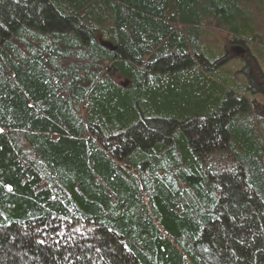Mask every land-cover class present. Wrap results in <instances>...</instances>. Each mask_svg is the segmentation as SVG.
Wrapping results in <instances>:
<instances>
[{"label":"trees","instance_id":"1","mask_svg":"<svg viewBox=\"0 0 264 264\" xmlns=\"http://www.w3.org/2000/svg\"><path fill=\"white\" fill-rule=\"evenodd\" d=\"M0 264H264V0H0Z\"/></svg>","mask_w":264,"mask_h":264},{"label":"rangeland","instance_id":"2","mask_svg":"<svg viewBox=\"0 0 264 264\" xmlns=\"http://www.w3.org/2000/svg\"><path fill=\"white\" fill-rule=\"evenodd\" d=\"M228 47H229V45H228ZM228 47H227V49H228ZM238 62H240L239 60H238V58L237 57H235V56H233V57H230V58H228L225 62H224V64H223V66H221V67H223V69L224 68H227V67H229V68H237L238 67Z\"/></svg>","mask_w":264,"mask_h":264},{"label":"flooded vegetation","instance_id":"3","mask_svg":"<svg viewBox=\"0 0 264 264\" xmlns=\"http://www.w3.org/2000/svg\"><path fill=\"white\" fill-rule=\"evenodd\" d=\"M236 44H232V45H229L228 49H227V52L231 55H236V49H234L233 47L235 46Z\"/></svg>","mask_w":264,"mask_h":264}]
</instances>
